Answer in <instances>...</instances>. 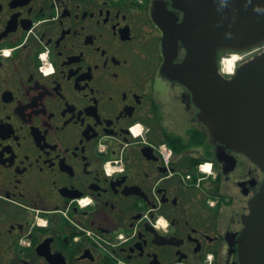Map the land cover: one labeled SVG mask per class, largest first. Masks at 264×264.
I'll use <instances>...</instances> for the list:
<instances>
[{"label": "flooded vegetation", "instance_id": "obj_1", "mask_svg": "<svg viewBox=\"0 0 264 264\" xmlns=\"http://www.w3.org/2000/svg\"><path fill=\"white\" fill-rule=\"evenodd\" d=\"M254 19L264 0H0V264H240L264 169L197 101L264 52L221 47Z\"/></svg>", "mask_w": 264, "mask_h": 264}, {"label": "water", "instance_id": "obj_2", "mask_svg": "<svg viewBox=\"0 0 264 264\" xmlns=\"http://www.w3.org/2000/svg\"><path fill=\"white\" fill-rule=\"evenodd\" d=\"M251 1L255 4L259 0ZM247 2L241 0V4ZM257 25L264 27V21L252 20L250 31L221 47H235L234 41L246 43L236 47L240 49L263 43L264 28ZM258 31L262 37L251 43ZM172 62L166 61L169 76L186 80L192 60L187 57L182 65ZM215 71L211 84L197 101L201 108L200 118L207 123L213 136L246 153L264 169V52L238 67L231 79L223 77L216 67ZM250 208L238 240L240 264H264V183L250 200Z\"/></svg>", "mask_w": 264, "mask_h": 264}, {"label": "bare ground", "instance_id": "obj_3", "mask_svg": "<svg viewBox=\"0 0 264 264\" xmlns=\"http://www.w3.org/2000/svg\"><path fill=\"white\" fill-rule=\"evenodd\" d=\"M240 58V54H233L230 55L229 57H226L223 61H222V69L225 73H233L235 70V65L238 61V59ZM137 129V128H136ZM209 165L205 166L204 169L208 170Z\"/></svg>", "mask_w": 264, "mask_h": 264}, {"label": "built area", "instance_id": "obj_4", "mask_svg": "<svg viewBox=\"0 0 264 264\" xmlns=\"http://www.w3.org/2000/svg\"><path fill=\"white\" fill-rule=\"evenodd\" d=\"M135 134H137V130L136 131H133Z\"/></svg>", "mask_w": 264, "mask_h": 264}, {"label": "rangeland", "instance_id": "obj_5", "mask_svg": "<svg viewBox=\"0 0 264 264\" xmlns=\"http://www.w3.org/2000/svg\"><path fill=\"white\" fill-rule=\"evenodd\" d=\"M227 56V55H226Z\"/></svg>", "mask_w": 264, "mask_h": 264}]
</instances>
